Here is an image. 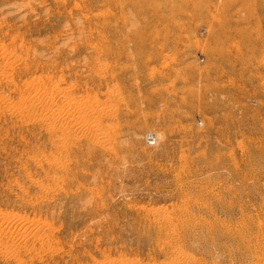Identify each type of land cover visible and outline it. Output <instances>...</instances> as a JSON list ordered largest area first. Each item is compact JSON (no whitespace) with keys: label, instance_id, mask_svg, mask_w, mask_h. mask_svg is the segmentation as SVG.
I'll list each match as a JSON object with an SVG mask.
<instances>
[{"label":"rangeland","instance_id":"374dc122","mask_svg":"<svg viewBox=\"0 0 264 264\" xmlns=\"http://www.w3.org/2000/svg\"><path fill=\"white\" fill-rule=\"evenodd\" d=\"M0 264H264V0H0Z\"/></svg>","mask_w":264,"mask_h":264},{"label":"bare ground","instance_id":"6f19581e","mask_svg":"<svg viewBox=\"0 0 264 264\" xmlns=\"http://www.w3.org/2000/svg\"><path fill=\"white\" fill-rule=\"evenodd\" d=\"M85 111V110H84ZM83 112V111H82ZM85 113V112H84ZM91 126V125H90ZM93 126V125H92ZM150 138H148V141H149V143L150 144H152L153 142L155 143V142H157V139H156V137H155V135H153V136H149Z\"/></svg>","mask_w":264,"mask_h":264}]
</instances>
